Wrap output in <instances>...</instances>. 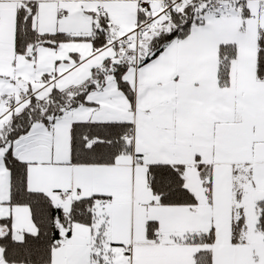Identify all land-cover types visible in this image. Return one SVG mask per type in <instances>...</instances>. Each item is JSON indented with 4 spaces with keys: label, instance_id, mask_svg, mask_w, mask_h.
I'll return each mask as SVG.
<instances>
[{
    "label": "snow or ice",
    "instance_id": "snow-or-ice-1",
    "mask_svg": "<svg viewBox=\"0 0 264 264\" xmlns=\"http://www.w3.org/2000/svg\"><path fill=\"white\" fill-rule=\"evenodd\" d=\"M0 264H264V0H0Z\"/></svg>",
    "mask_w": 264,
    "mask_h": 264
}]
</instances>
